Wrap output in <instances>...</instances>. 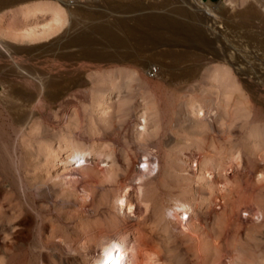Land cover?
<instances>
[{"label": "rangeland", "instance_id": "1", "mask_svg": "<svg viewBox=\"0 0 264 264\" xmlns=\"http://www.w3.org/2000/svg\"><path fill=\"white\" fill-rule=\"evenodd\" d=\"M31 1L15 0L0 5V10ZM205 1L221 16H230L234 21L229 23L238 26L230 24L231 30L223 28V35L228 31L227 35L236 38L239 33L234 40L237 43L240 38L238 48L257 49L249 58V71L264 81V0ZM188 2L191 10L201 11V7L192 6L199 5V1ZM181 3V0H74V7L67 8L69 23L59 35L35 42L15 39L10 34L2 37L5 49L0 46V264H88L91 251L97 248L94 240L90 241L92 236H110L112 230L102 220L110 211L113 193L107 191L110 195L106 197L110 198L106 204L101 197L108 186L96 178H84L85 185L81 176L78 188L85 186L91 190V200L81 206L63 183L56 182L57 166L45 162L39 150L70 136L87 148L95 144L103 151H114L119 166L126 169L121 171L120 187L136 177L139 153L157 150L158 174L154 181L146 182L148 192L144 193L153 200V209L143 213L140 227L145 239L141 236L138 240L149 248L161 246L162 264H230L229 251L233 255L242 251L237 260L243 264H264V213L253 221L242 218L246 207L260 204L264 208V87L262 91L252 88L233 62L213 59L208 43L189 37L175 26L161 25L176 13L173 9ZM47 21L44 18L39 22ZM105 23L110 26L104 30L101 26ZM108 28L119 33L123 39L118 44L121 47L113 43L112 48L110 36L106 37ZM175 39L180 44H175ZM112 52L115 53L112 56L123 54L124 59L110 60ZM151 67H159L155 77L148 74ZM116 68L142 72L129 85H123L125 72L117 81L108 83L111 91L115 83L122 82V98L127 104L122 103L123 99H114L108 107L94 108L91 90ZM12 69H16V76ZM18 74L24 78L17 77ZM46 75V79L51 75L52 80L45 81ZM195 98L207 100L205 119L192 118L187 111V103ZM144 106L150 111L148 131L140 137L136 124ZM105 108L108 116L102 120L99 111ZM26 111L34 113L40 125L38 132L23 142L13 122ZM196 144L202 146L196 160L207 155L227 158L237 152L243 156L241 171L228 173L230 180L218 197L203 189L192 173L177 171L180 159ZM215 175L224 181L223 169L216 170ZM184 199L191 200L190 210L194 214L188 222L189 234L170 238L165 232L161 209L174 200ZM171 209L167 208V215ZM88 218L90 222L85 221ZM87 223L95 225L87 229ZM82 236L93 242L91 247L81 245Z\"/></svg>", "mask_w": 264, "mask_h": 264}, {"label": "bare ground", "instance_id": "2", "mask_svg": "<svg viewBox=\"0 0 264 264\" xmlns=\"http://www.w3.org/2000/svg\"><path fill=\"white\" fill-rule=\"evenodd\" d=\"M16 1H20V0H16ZM73 1L72 0H32L31 2H25L22 4H18V6L15 8H8V9L0 10V46L2 48H4L3 43H2V41H3L2 37H5L9 34L11 35V37L14 36L15 39L16 38L29 39V40L34 41V42H35V40L38 41V40H42V39H48V38H52L53 36H55L57 34L59 35V33L63 29H65V27H67V25L69 23V18L67 17L68 16L67 15V8L72 7L75 4V3L72 4ZM197 1H199L198 2L199 5H196V3H195V5H192V6H195V8H196V6L201 7L200 8L201 11H198V9H197V11H196V9L194 11L191 10V8L189 7L190 4H189L188 0H181V2H182L181 4H183V5H179V6H177V8L173 9L174 12L176 10V13L174 15H171L172 16V17L170 16L171 18L168 17L163 24H161V23L160 24L164 28L166 26H169V27L175 26V28L181 29L179 31H184L186 33V35L188 34L189 37L195 38L202 43H208L210 45L208 51H210L213 54L212 55L213 59L224 60L225 62H228V63L233 62V65L236 64L240 68L239 71L242 72V73L241 72L240 73L243 74L244 76H246L245 78L248 80V82H250V85L252 86V88L258 87L260 89V91H262V88L264 87V83H263L264 81H261L262 79L261 80L257 79L256 77H258V76L253 77V75H251L252 73H250V71H249V65H248L249 58L253 54H255V51L257 49L256 50H254V48L250 49V46L247 47L248 49L247 48L245 49L244 48L245 46L243 47L244 49L238 48L237 43L240 42V40H239L240 38L237 40L238 42L236 41L237 43H235L234 40H236V38L239 37V36H237V35H239V33L236 34V38H235V36H233L231 34L227 35L229 33L228 31H227L226 35L222 34L223 28H225V29L228 28L231 30V28L234 26V24H231L229 22L234 21V20L230 16L229 17L227 16L226 18H225V16L224 17L221 16L219 13L216 12L215 8L211 7L209 5V3H207L205 0H197ZM13 2H15V0H0V5L10 4ZM192 4H194V3L192 2ZM151 7H153V6L151 5ZM143 8H145V7H143ZM140 9H141V7H140ZM168 11H169V9H168ZM151 14H149V15H151ZM169 14H168V16H169ZM177 14H179V15L176 16ZM147 17H148V15H147ZM147 17L144 20H147ZM44 18H47L48 21L44 24H41L39 21L41 19H44ZM149 18H151V17L149 16L148 19ZM159 19H158V22L161 21ZM150 21H153V19ZM144 22H146V21H144ZM154 23H155V21H154ZM73 24H75V23H73ZM160 24H159V26H160ZM230 24L233 25L231 28H230ZM78 25H79V23H78ZM102 25L103 26H101V25L100 26L103 27L104 30L106 27L110 26V25L106 26V23L102 24ZM162 26H160V27H162ZM234 27L238 28V26L236 27V25ZM98 29H100V27ZM228 29H226V30H228ZM233 29H232V31H233ZM76 30L78 31V29H76ZM129 30H131V29H129ZM100 31H102V30L100 29ZM98 32H99V30H98ZM103 32H105V31H103ZM103 32H100V33H102V35L104 36L105 33L103 34ZM239 32H241V31L239 30ZM245 32H247V31H245ZM225 33H226V31L224 32V34ZM106 34H107L106 37L110 36L109 38H110V41L112 42V44H111V42H109V44L112 45V48H113V43L116 44V46L118 47L119 46L118 44L123 42V39L118 35L119 33H116V31L114 29H111V28L106 29ZM232 34H234V33H232ZM244 34H242V35H244ZM246 34H249V32ZM81 35H83V34H81ZM121 36H123V35H121ZM172 37L173 36H171L170 38H172ZM233 37L235 39H233ZM109 38H108V40H109ZM241 38H242V36H241ZM88 40L90 42L91 41L93 42L92 38H88ZM99 40H101V39H99ZM125 41H127V40H125ZM244 41H242V42L244 43ZM170 42H172V41H170ZM174 42H175V44H180V41L178 39H175ZM189 42L191 43V41H189ZM192 42H194V41H192ZM82 43H85V41L83 40ZM87 43H89V42H87ZM251 43H253V42H251ZM216 45L218 46V48H216ZM5 46H7V45L5 44ZM106 46H108V45H106ZM125 46L128 47L129 45L125 44ZM257 46H258V44H257ZM119 47H121V46H119ZM251 47H253V46H251ZM100 49L101 48H99V50ZM114 49H113V51H114ZM127 49H126V51H127ZM116 51L117 50L115 49V53L117 54ZM100 52H102V50ZM113 53L114 52L110 53V55H109V59L111 58L110 60H112V59L123 60L124 59L123 54H121V55L118 54L117 56H112L111 54H113ZM131 53H132V50H131ZM96 55H98V54H96ZM103 55L104 54H102V57H104ZM205 57H207V56H205ZM252 58H254V57H252ZM209 61H210V59H209ZM209 63H211V62H209ZM123 69L124 68H116V69L110 71L108 73L107 78L106 79L101 78L98 81L96 88L91 90L90 94L92 97L94 108L95 107H100V108L101 107H108V104L113 103L114 99H116V100H122L123 99L122 98L123 97L122 90L120 88L122 82H121V84L115 83L113 86V90H111V91L108 88V83L111 80L117 81V79L120 77V75L124 74L123 72H125V70H123ZM20 70H22V69H20ZM255 70L257 71V69H255ZM15 71H16V69H12L11 73L15 74L14 73ZM208 71H211V69H209ZM20 72H23V71H20ZM260 72L261 71H259V73ZM10 75L11 74H9V76ZM138 75H140V76L142 75V72L140 70H135V69L133 70L132 69L130 71L129 70L126 71L125 76H124L125 81L123 80L124 81L123 85H127V84L129 85V83L133 79H136V77ZM15 76H16V74H15ZM18 76L24 78V75H22V74H20V75L18 74L17 77ZM48 76H49V73H48ZM48 76L47 75L45 76V81L51 79V75H50L49 79H46V78H48ZM12 77H13V75H12ZM262 77H264V75ZM143 79H145V78H143ZM144 82L145 81L143 80V83ZM147 82L148 81H146V83ZM250 89H251V87H250ZM254 91L257 92V90H254ZM122 101H123L122 102L123 104H127V102L124 101V99ZM206 101H205V99H196L195 98V99L191 100L190 102H188L186 105V108H187L189 115L192 118H195L197 120H202L203 118L205 119ZM91 106H92V104H91ZM154 106H155V104H154ZM144 108H143L144 110H142V112L138 115V117H137L138 122L136 124V132H137V135L140 137L143 136L148 131V122H149L150 111H148V106H147V109L145 106H144ZM107 109L108 108H105V110H103L101 112L99 111V113L101 114L100 116H101L102 120H105L106 117L108 116V114H107L108 110ZM34 117H35L34 113H30V111H26L19 117L18 120L13 122L16 126H14L12 124L16 130L18 129V133L21 135L20 138L22 137L23 142L26 141V139H28V137L35 135L39 130L40 124L35 121ZM70 133H71V131H70ZM201 149H202V146L199 144L191 146L187 150L185 155L180 159V161H179L180 165L178 166L177 171L179 174H184L187 172L192 173L194 175V177L196 178V182L199 183L203 189L208 190L211 193V195H215L218 197V195L222 191V189L227 187V183L230 180L228 173L233 172V173L237 174L241 171L240 167H241L242 162H243V156L239 152H237L234 155L229 156L227 158L207 155V156L201 158L200 160H196L195 156L199 151H201ZM39 150L41 152H43L45 162L47 161V162H49V164L53 162V165H55V167L57 166V171H56L55 176H57L58 179L56 182L63 183L64 189L68 190L72 196H75L76 199H78L79 204L81 206H84V204L86 202H88V200H91V192H90L91 190L89 191L88 190L89 188H85V186H83L82 189L78 188L80 181L82 182V179L84 181V178H96L100 181V183H104L105 185L108 186V188H107L108 190H105L106 193L103 196L101 195L102 201L103 202L105 201L104 204H106V200L108 201V199L110 198V197H106V196H109L110 192L113 193L111 195L112 198H111V201L109 203L110 204V211H108L109 213L107 212L106 216L103 217V220H102L104 222V224L107 225L106 227L111 228L112 231H110L111 234L109 233L110 236L101 235V236H99V238H97V236L95 234L92 236V238L90 237L91 238L90 241L94 240L95 243H93V242L90 243L88 240L89 235H90L89 234L88 239L84 238V236H82L83 237L82 242L80 241L82 243V244L81 243L80 244L83 245V247H88L92 243L95 244L97 247L95 250L91 251L92 255L90 256V258L88 260V264H111L112 261H113V264H123V261L120 260V258H122L123 256L129 257L127 264H162L160 255L162 254L163 249L161 248V246L158 245L160 247L159 248L158 246L156 247L154 245L155 248H149V247H146L143 244H141L140 241L138 240L139 237L142 236V238H143V236H144L142 234V229L140 227V223L144 220V214L143 213L145 212V214H148L153 209L152 208V206H153L152 201L153 200H151L150 196H147L148 194L146 196H144V193L148 192V191H146V182L151 183L152 181L151 182H149V181L155 179V177L158 174V162H157L156 157H155V152H157V150L152 148L150 150H145V151H142L139 153L138 169H137V173L134 174V176H136V177L132 180V182H129V183L126 182L121 187L118 186V181L120 179L121 171H124L126 169H122L121 166H119V163L116 159L114 151H112V150L107 149L108 151H103V150H101V148L98 149L95 144H92L91 147L87 148L85 146V144H82L81 142L77 143L76 139L73 136L64 137L63 139H60L59 141H57L55 146L52 144V145L46 146L45 148L40 147ZM10 156H12V155H10ZM88 160H91V161L88 162ZM78 163L79 164L85 163L86 166L81 167ZM123 168H125V167H123ZM218 169H223L225 171L224 181H220L217 179L218 176L216 177L215 172ZM80 172L82 173V175H80L81 174ZM221 172H223V171H221ZM260 175H262V174H260ZM81 176L83 177L82 179H80ZM84 184L86 185L85 181H84ZM117 186L120 188H118ZM109 189H110V192L107 193V191H109ZM13 191H14V188H12V192ZM101 197H100V199H101ZM217 199H219V198H217ZM100 204H101V202H100ZM190 206H191V200H189V199H184L180 202H176L174 200L173 202H171L169 204V206H165V207H163V209H161V215H162L161 218L164 220L165 227H166L165 232H167V234L170 235V236L167 235L168 237H170V238H171V236H176V237L182 236V237H184V236L189 234L190 228H189L188 222L191 220V216L194 215L190 210ZM142 207H144V211H142V209H143ZM168 207L172 208L171 212H169L170 213L169 215H167V212H168L167 208ZM139 210L142 211V214L140 212H138ZM154 212H155V210H154ZM244 213H245V216L242 217L243 219H246V220L249 219V220L253 221L256 218L257 219L261 218L262 213H264V208L262 206H260V204H257L256 207H246ZM156 215L157 214H155V217H156ZM149 216H147V217H149ZM184 216H186V217L182 220V218ZM157 217H159V216L157 215ZM146 219H148V218H146ZM162 219H161V221H160V219H158V220L160 222H162L163 221ZM192 220H194V218ZM85 221L90 222L89 218H88V220L86 219ZM91 222H92V220H91ZM82 223L86 224V222H83V221H82ZM93 224L95 225V223H93ZM93 224L87 223V225H88L87 229L94 226ZM158 224H160V223H158ZM82 226H80V227H82ZM96 227H97V225H96ZM83 228L85 229V227H83ZM83 228H82V230H83ZM101 228H103V227H101ZM163 228H161V229H163ZM107 230H108V228H107ZM76 231L79 232L78 229ZM161 231H164V230H161ZM86 232H89V231H86ZM78 234H80V233H77V235ZM164 236H166V235H164ZM170 238H169V240H170ZM144 239L145 238H143V240ZM81 245H80V247H82ZM88 248H87V250H88ZM81 249L84 250V248H81ZM91 252H90V254H91ZM230 252H232V251L228 252L229 256L226 254L228 256L227 258H229L230 264H243L242 261L237 260L238 259L237 254L240 255L242 251L240 253L234 252L235 253L234 255H233V253L231 254Z\"/></svg>", "mask_w": 264, "mask_h": 264}, {"label": "built area", "instance_id": "3", "mask_svg": "<svg viewBox=\"0 0 264 264\" xmlns=\"http://www.w3.org/2000/svg\"><path fill=\"white\" fill-rule=\"evenodd\" d=\"M158 72H159V67H151L148 70V74L150 77H155ZM0 88H1V85H0ZM128 259H129V257H124V256L122 258H120V260L123 261V264H127ZM111 264H113V261L111 262Z\"/></svg>", "mask_w": 264, "mask_h": 264}]
</instances>
